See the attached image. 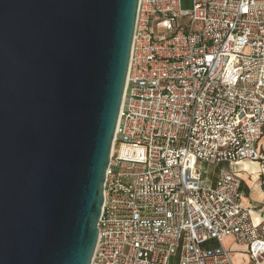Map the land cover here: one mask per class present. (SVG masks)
Segmentation results:
<instances>
[{
    "label": "built area",
    "instance_id": "built-area-1",
    "mask_svg": "<svg viewBox=\"0 0 264 264\" xmlns=\"http://www.w3.org/2000/svg\"><path fill=\"white\" fill-rule=\"evenodd\" d=\"M264 0H139L91 264H264V219L241 180L199 164L259 163ZM215 245L213 246L212 243Z\"/></svg>",
    "mask_w": 264,
    "mask_h": 264
},
{
    "label": "water",
    "instance_id": "water-1",
    "mask_svg": "<svg viewBox=\"0 0 264 264\" xmlns=\"http://www.w3.org/2000/svg\"><path fill=\"white\" fill-rule=\"evenodd\" d=\"M139 0H0V264H91Z\"/></svg>",
    "mask_w": 264,
    "mask_h": 264
},
{
    "label": "crops",
    "instance_id": "crops-1",
    "mask_svg": "<svg viewBox=\"0 0 264 264\" xmlns=\"http://www.w3.org/2000/svg\"><path fill=\"white\" fill-rule=\"evenodd\" d=\"M263 143L261 140L258 146V151L262 155H264ZM204 165L207 164H199L200 168H203ZM228 166L229 169H233L237 172L241 180L240 194H241L242 205L245 207H251L257 210H261L259 213L260 218L257 217L253 218V221L256 225L260 224L261 218L264 219V190L262 188L259 163L254 161H245L243 162V164L235 166L233 168L230 165ZM206 172L207 171H205V173ZM216 179H217V175H215L212 179H207V181L209 182V184L213 185L215 184ZM227 241L230 242L231 245L236 246V244L234 243L232 238H227L223 242L224 247L232 253L234 262L236 264H247L249 258L246 249L244 247L236 246V248L238 249L231 250L229 246H226ZM237 257H242L243 259L241 261H237L236 260Z\"/></svg>",
    "mask_w": 264,
    "mask_h": 264
},
{
    "label": "rangeland",
    "instance_id": "rangeland-1",
    "mask_svg": "<svg viewBox=\"0 0 264 264\" xmlns=\"http://www.w3.org/2000/svg\"><path fill=\"white\" fill-rule=\"evenodd\" d=\"M263 142H264V138L262 139V143ZM221 169H229V166L227 164H222L220 166H207V165H204L203 168H201V170L203 172L207 171L206 174L204 175V178H207V179H212L215 175H218L220 173ZM212 245L214 246L215 243L213 242ZM226 246H229L231 248V250L238 249V248H236V246H238L237 244H236V246L235 245H231L230 242H228V241L226 242ZM242 259H243L242 257H237L236 260L237 261H241Z\"/></svg>",
    "mask_w": 264,
    "mask_h": 264
}]
</instances>
